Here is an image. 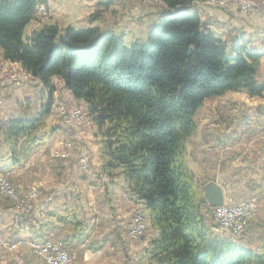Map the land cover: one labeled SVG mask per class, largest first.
<instances>
[{
  "label": "trees",
  "instance_id": "16d2710c",
  "mask_svg": "<svg viewBox=\"0 0 264 264\" xmlns=\"http://www.w3.org/2000/svg\"><path fill=\"white\" fill-rule=\"evenodd\" d=\"M159 1L160 20L146 42L128 46L123 35L98 27L40 22L26 35L46 0H0V57L45 88L53 77L61 80L86 105L101 137V171L127 181L158 231L146 264H264V242L254 252L212 234L202 191L183 159L204 100L230 91L262 95L260 56L249 42L225 43L204 25L194 7L209 0ZM51 106L48 97L34 117L0 122V150L8 149L12 163L33 153Z\"/></svg>",
  "mask_w": 264,
  "mask_h": 264
},
{
  "label": "crops",
  "instance_id": "0c3cea01",
  "mask_svg": "<svg viewBox=\"0 0 264 264\" xmlns=\"http://www.w3.org/2000/svg\"><path fill=\"white\" fill-rule=\"evenodd\" d=\"M46 1L51 9L49 20L78 29H110L115 35H123L125 44L143 42L147 31L160 20L158 9L138 4L127 7L120 0ZM194 10L216 36H226L227 43L249 42L260 56V71L264 76V45L251 43L253 30L264 29V16L239 17L209 4H197ZM96 11H99L98 15L92 18ZM107 15L109 20L117 18L118 22L106 27ZM130 24L137 26L141 33L139 37L131 36L136 30H127ZM10 67L21 68L18 63L4 60L0 74ZM13 86L0 90V122L12 117L18 109L26 110L27 103L35 96V86ZM43 93L38 94L41 104ZM82 105H68V111L86 109V105ZM58 108L54 101L51 112L55 113ZM86 115L91 118L88 112ZM59 117L60 124H49L48 135L40 137L26 161L14 164L8 149L0 150V172L10 177L21 197L32 190L36 192L31 200L32 211L23 222H16L13 202L0 194V234L6 241H13L25 233L37 240H59L73 253L75 264H132L128 247L121 242L118 232L124 212L135 204L141 209L150 230L136 263L143 264L141 258L147 256L145 250L158 234L150 223L148 210L141 201L128 194L127 181H110L101 171V137L96 138L98 130L93 120L74 130L67 125L66 116ZM194 119L196 130L186 140L183 152L186 166L193 172L197 186L202 188L207 182H215L222 187L225 198L227 194L229 200H236L233 205L248 199L258 202L259 212L249 228L251 236L243 244L259 252L262 244L256 245L255 239L264 234V172L260 160L264 155V92L258 97H248L242 92L230 91L206 99ZM90 134L93 137L89 140ZM65 141H72L77 147L74 153L68 158L56 156L51 159L54 151L58 153L63 149ZM84 157L88 158L85 167L78 163ZM232 194L239 195L233 197ZM0 264L44 263L23 249L9 254L0 251Z\"/></svg>",
  "mask_w": 264,
  "mask_h": 264
},
{
  "label": "rangeland",
  "instance_id": "374dc122",
  "mask_svg": "<svg viewBox=\"0 0 264 264\" xmlns=\"http://www.w3.org/2000/svg\"><path fill=\"white\" fill-rule=\"evenodd\" d=\"M121 3H124V6H127V7H130L131 5L133 4H138V5H143L147 8H153V9H159L162 5V3L159 1V0H120ZM202 4H206V5H211V6H214L215 8L217 9H221V10H226V11H223L225 13H231V15H237L239 17H248V16H264V11H260V10H253V11H249L247 9H244V8H241V5L239 2H233V0H209V2H205V3H202ZM39 7H43L44 8V11H39L38 8ZM105 8V7H103ZM102 8V9H103ZM99 12V11H98ZM98 12L96 11L95 14L98 15ZM103 12V11H102ZM129 13V12H128ZM127 13V14H128ZM50 14H51V9L46 2L44 3H40L37 8H36V17H37V21L35 20L34 22H32L27 30H26V35H28L31 30H33L34 28H36L40 22H51V23H55L57 24L58 26L60 27H66V26H63V25H60L58 24L57 22H54L52 20H49L50 19ZM126 14V13H124ZM49 17V18H48ZM105 17V16H103ZM107 19L105 20V24H106V27L108 26V24H116L118 22L117 18H114V19H108V15L106 17ZM113 22V23H112ZM133 24V23H132ZM132 24L130 25H127L128 26V29L127 30H130V28H133L134 30V33L133 35L131 36H136V37H139L141 35V33H139V29L137 28V26H133ZM132 25V26H131ZM258 29V28H256ZM252 35V39L253 41L251 42L252 44L256 43V42H261L263 45H264V29L263 30H253V32L251 33ZM217 37H219L220 39L222 38L224 40L225 43H227L228 41V38L223 35H220L218 34ZM221 39V40H222ZM143 42L145 43V39H143ZM131 42H128L126 45H130ZM260 57H259V74L260 76L264 79V76L262 75L261 71H260ZM4 59H2L0 57V65L3 63ZM11 69H8V70H5L4 73L0 74V90L1 89H6L8 87H12L13 85H16L17 83H20V84H17L16 86H13V87H17V88H21V84H24L25 85V88L26 87H33L35 86L36 89H34V94L35 96L31 98V102L27 105H28V109L27 110H24V111H20L19 109L17 110V113L14 114L13 116L14 117H21V118H31V117H34L35 116V113L37 111H39L40 109V106H41V98L40 96H38V94H42V92H44V101L43 103H45L48 99V97H50L51 101H52V106H53V103L54 101L58 104V111L57 109L54 110L55 113H52L50 111L49 115L45 117V123H46V127L45 129L43 130L44 134L43 135H48L49 133V130L50 128L49 127V124H54L57 125V124H60V117L59 116H66L67 117V121L70 120L69 118V115H71L73 112H77L78 115L80 116V121L79 122H76L74 120V124L73 125H68V122H67V125L74 129L79 126H81L82 124H85L87 125L88 122H90V119L91 118H87V115H86V109L84 110H73L71 112V110L68 111V105H71V104H76V105H81L83 106L82 104H84L82 101V103H78L79 100H76L72 97V95L70 94V92L64 87V84L61 80L59 79H54L55 77H53L51 79V87H43L42 84L35 78H33L32 76H30L29 74H27L25 71H22L21 68L19 67H10ZM10 76H15L16 77V81L13 82V83H7V78H9ZM38 92H37V91ZM241 92V91H239ZM243 94H246L245 92H242ZM69 94V95H68ZM248 96V94H246ZM261 96V95H260ZM46 97V98H45ZM250 97V96H248ZM255 97H258V96H255ZM215 97H211V98H208V99H213ZM204 102V101H203ZM26 103V102H25ZM203 104V103H202ZM85 105V104H84ZM52 106H51V109H52ZM69 118V119H68ZM83 132L82 129H79ZM85 130V129H84ZM78 132V131H77ZM86 132V130H85ZM80 133V132H78ZM84 134V133H83ZM92 135L90 134V139H92ZM97 139L100 138L99 135H97L96 137ZM42 139V138H41ZM70 143L71 145V148L66 150V148L64 147V143ZM91 143H96L95 141H91ZM62 147L63 149L57 153V152H53V156L51 157V159H56V156H61V157H64V158H68L70 156V154L73 152L74 153V150L77 148L75 147V145L73 144L72 141H65L62 143ZM32 155V154H31ZM75 155V154H74ZM86 162L88 163V158L84 157ZM83 158V159H84ZM264 155L261 156L260 160H261V163H262V171L264 172ZM28 159V158H27ZM26 159V160H27ZM81 159L80 162V165H82L81 161L83 160ZM25 160V161H26ZM101 161V159H100ZM24 162V161H23ZM22 163V162H21ZM192 172V171H191ZM1 174H4L7 176L8 180L10 181V183L12 184V186L14 187L15 191L18 193V196L20 199H25L27 198V196L33 192L34 193V196L29 198V203H22L20 204V213H26L28 212V210H30V204H31V200L35 197L36 195V192L35 190H32L30 192H28V194L22 198L21 195L19 194V192L17 191V188L15 187L14 183L12 182V180L10 179V177L6 174V173H3V172H0ZM193 173V172H192ZM194 176V174H193ZM195 182V180H194ZM211 182V181H210ZM208 183V182H207ZM199 187V186H198ZM204 187V186H203ZM203 187H199L203 193ZM3 197L9 199L10 201L13 202V206H12V209H13V212H14V218H15V213H16V201L15 200H12L10 199L9 197L5 196L4 194L0 193ZM230 195V194H229ZM239 194H232L233 197H237ZM248 200H253V199H248ZM246 200V201H248ZM236 201V200H234ZM232 200H229L227 194H226V198H225V203L226 205H233V202ZM245 201V202H246ZM256 201V200H254ZM244 203V202H243ZM256 203L258 204V202L256 201ZM24 211V212H23ZM32 211V209H31ZM30 211V213H31ZM203 212H204V215H205V218H206V224L209 228V230L212 232V234L214 236H218V237H221V236H231L233 239H238L240 240L242 243L246 242L247 241V238H249L251 235L249 233V228H250V224H251V221L255 218V216L258 214L259 212V204H258V209H257V212L255 214V216L250 220L249 222V225L246 229V232L239 237V235H233L231 234L229 231H226V232H222L220 230H216V225H215V220L212 218V209H211V206H209L206 202H205V206H204V209H203ZM30 213L23 219V218H17L16 222H23L29 215ZM139 215L140 216V221H142V224L144 226V231L142 232V234L139 235V237L137 238H132L130 237V235H128L125 231V225L134 217V216H137ZM122 222V223H121ZM120 222V231L118 232L119 233V236L121 237V242L126 245L128 247V254L129 256L132 258V264H136L138 263L139 261V256L142 255L141 254V251L143 249V245H144V239L149 235V228L147 226V221L145 220L143 214H142V211L141 209L137 206V205H132L130 209L126 210L124 212V216H123V219L121 220ZM26 231V229L24 230V232ZM25 236H27L28 238L31 239V237L25 233L24 234ZM0 236L2 238H4V235L0 234ZM44 239H50V240H53V241H58L62 244V246L65 248L64 244L59 241V240H55L53 238H44ZM44 239H42L41 241H43ZM37 240V239H36ZM264 240V234L261 233L259 236L256 237L255 239V244L258 245V244H262ZM21 242L22 241V235H20L17 239H15V242ZM25 250L27 252H29L34 258L40 260L41 262H44V260L42 258H40L38 255H36L29 247H20L18 249H15V250H7L3 247H0V251H5L7 252V254L9 253H14V252H17V251H21V250ZM66 249V248H65ZM68 253H70L72 256H73V253L68 250ZM74 257V256H73ZM143 261V264H145V260H146V257L142 256L141 258ZM73 264H75V258H74V261H73Z\"/></svg>",
  "mask_w": 264,
  "mask_h": 264
},
{
  "label": "built area",
  "instance_id": "2783aa9c",
  "mask_svg": "<svg viewBox=\"0 0 264 264\" xmlns=\"http://www.w3.org/2000/svg\"><path fill=\"white\" fill-rule=\"evenodd\" d=\"M209 1H206V3ZM233 2H239L241 8L247 9L249 11L260 10L264 11V0H233ZM38 10L44 11L43 7H39ZM16 81L15 76H10L7 78V83H13ZM70 120H68V125H73L74 120L76 122L80 121V116L77 112H73L69 115ZM68 118V119H69ZM66 150L71 148L70 143H64ZM264 160V158H263ZM83 167L87 165L85 158L81 161ZM0 193L16 201V218H25L31 211L32 207L30 204V210L27 213H20V204L29 203V198L34 196L31 192L27 198L20 199L18 193L15 191L14 187L8 180L7 176L0 173ZM212 218L215 220V225L219 229L230 230L233 235L242 236L249 225L250 220L255 216L258 204L254 200H248L244 203L237 205H220L213 206ZM125 231L130 237L137 238L144 231V226L142 221H140V216H134L126 225ZM29 247L36 255L42 258L45 264H73L74 257L68 253L62 244L58 241H53L49 239V242H41V240H36L33 238H28L22 235V242L6 241L0 236V247L7 250H15L20 247Z\"/></svg>",
  "mask_w": 264,
  "mask_h": 264
},
{
  "label": "water",
  "instance_id": "95a60500",
  "mask_svg": "<svg viewBox=\"0 0 264 264\" xmlns=\"http://www.w3.org/2000/svg\"><path fill=\"white\" fill-rule=\"evenodd\" d=\"M202 196L204 201L211 207L220 206L225 203L222 187L212 181L204 185Z\"/></svg>",
  "mask_w": 264,
  "mask_h": 264
},
{
  "label": "bare ground",
  "instance_id": "6f19581e",
  "mask_svg": "<svg viewBox=\"0 0 264 264\" xmlns=\"http://www.w3.org/2000/svg\"><path fill=\"white\" fill-rule=\"evenodd\" d=\"M24 212V211H23ZM27 213V212H26ZM216 230H220V231H222V232H226V231H229L230 232V230H224V229H219V228H217L216 227ZM17 242V241H16ZM22 242V241H21ZM41 242H49V239H44L43 241H41Z\"/></svg>",
  "mask_w": 264,
  "mask_h": 264
}]
</instances>
